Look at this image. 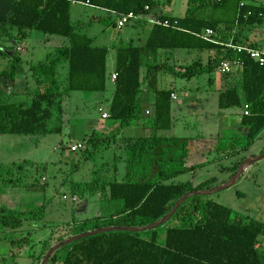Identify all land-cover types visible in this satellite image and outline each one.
Wrapping results in <instances>:
<instances>
[{
  "label": "trees",
  "instance_id": "1",
  "mask_svg": "<svg viewBox=\"0 0 264 264\" xmlns=\"http://www.w3.org/2000/svg\"><path fill=\"white\" fill-rule=\"evenodd\" d=\"M73 1H85L106 10V15L94 16L88 23L100 22L115 27L116 13L130 11L145 15L155 12L159 21L170 23V26L151 25L143 45L130 40L116 46L114 90L107 108V119L114 123V129L105 136L90 135L87 142L96 146L98 141L111 139L117 144L121 131L139 119L145 128L153 130V135L124 137L120 145L123 154L113 153L109 178L101 179L95 172L90 181L72 180L68 183L71 199L77 197L82 201L95 195L100 202L113 204V210L107 215L81 221L73 217L69 222L71 234L68 237L104 227H144L164 217L186 193L209 189L216 181L209 178L193 186L190 180H171L200 164L187 166L185 154L181 158L151 156L160 140L167 138L157 133L169 131L173 124L171 97L174 90L158 87L160 72L190 79L215 70L218 62L229 57L240 58L242 65L224 74L229 79L226 78L224 89L218 95V107L243 109L245 104L249 105V114L241 115V123L247 127L243 149L258 139L264 130V65L260 66L247 55L236 54L224 46L230 39L246 46L263 44L241 37L240 32L263 26L264 0H259L258 5L242 6L241 3L248 0H188L183 16L157 15L158 0H0V58L12 56L10 64L0 70L1 98L15 95V77L22 72L16 52L8 54L2 46L5 39H25L33 30L65 39L45 61L31 67L36 88L28 89L25 101L12 102L7 98L0 101V134L60 133L61 124L54 128L49 127L48 122L54 118V110L60 116L63 114V103L67 100L63 97L70 98L76 91L106 90L109 49L94 43L93 37L84 32L85 23L72 21L70 7ZM145 6H148L147 10ZM207 28L213 30L212 38L216 42L196 36ZM179 48L199 52L209 50L210 53L218 51L222 55L208 57L205 65H174L176 69L169 65L167 57L159 61V55ZM63 63L67 68L60 88L58 68ZM141 91L154 94L151 115L139 114ZM84 152L90 153L88 148ZM229 153L235 154V150ZM175 160L180 161V165L167 169L161 167L162 162ZM243 160L241 158L227 168L222 166L220 170L235 172ZM119 161H123L126 167L120 178L117 175ZM147 163L160 166L156 177L144 174ZM2 173L10 175L11 168L0 166ZM15 184L14 180L12 183L1 182L2 186ZM44 218L45 205L29 211L0 208V234L8 243L13 262L26 256L34 264L51 248L48 237L40 254L35 255L36 232L28 225ZM64 239L58 237L56 242ZM48 259L50 264H264V221L196 195L187 198L166 223L156 228L143 232L98 233L62 245Z\"/></svg>",
  "mask_w": 264,
  "mask_h": 264
},
{
  "label": "rangeland",
  "instance_id": "2",
  "mask_svg": "<svg viewBox=\"0 0 264 264\" xmlns=\"http://www.w3.org/2000/svg\"><path fill=\"white\" fill-rule=\"evenodd\" d=\"M158 1L165 3V13L177 16H181L183 10L188 6V0H169V2H167V0ZM70 12L72 21L85 23L84 32L93 37L94 43L97 45H107L109 37H125L126 32L132 31L133 29L131 28L132 26H126L121 31H117L112 25H104L100 22L88 23L92 17L97 15L104 16L105 14L100 13L99 10L81 7V5L75 3L71 5ZM140 28L143 30L144 27ZM141 30L139 33L140 36L142 35ZM240 36L243 38L249 37L250 39L264 43V24L262 27L253 28L252 30L245 29L240 32ZM45 37L46 36L41 32L33 31L24 41L15 42L16 44L21 43L22 45H26L29 49V52L23 54L22 58H29L31 56V50H34L33 56L36 57V60H42L53 44L58 47L64 43L63 41L55 39L56 36H49L52 38L51 42L45 39ZM206 52L208 51L204 50V53ZM204 53L200 56L194 53V55L187 62L183 61L182 64L187 66L196 59L198 60L194 63H196V65L201 64V59H206ZM220 55H222L221 52L215 51L211 52V55L208 57L217 58ZM166 57L168 60L174 58L173 53L170 52L168 54L159 55V61ZM107 59V71L111 72L112 65H109V61L115 60L114 48H109ZM204 62L205 65L207 61ZM168 63L174 67L175 63ZM7 64L8 63L5 62L2 66L0 64V66L4 68ZM215 67V70L195 75L190 80L177 77L171 73L163 74L167 77L168 82H166V80H158L159 88H175L178 100L182 102L193 101L196 105L195 108H197L198 111L200 109L205 110L203 111V115H205V118L203 119L201 118V113L197 114L199 115L198 119L196 118V115L193 116L192 114H187L186 112L179 114L178 117L174 119V122L177 123L175 131L172 130L173 133L171 131L170 134L176 133L180 136L201 137L202 134L200 132H203L205 137L217 136V131H212L209 126L217 121V118L214 117L212 112L216 109L218 110L217 94L220 91V87L211 85L209 78L220 76L221 80L225 75L218 72L219 62ZM159 75H161V73H159ZM163 75H161V77ZM64 76V65H61L59 67L58 76L60 88L62 87ZM28 77V84L31 85V83L34 82V78L32 75H28ZM111 93L112 85L110 82H107V89L104 93L76 91L72 92L70 98L63 97V99H67L64 100L63 103V114L60 116L59 112L54 110V118L48 122V126L54 128L61 124L60 133L47 135L0 134V166H7L11 168L12 171L10 175L4 173L0 174V181L2 183L3 181L12 183L13 180L16 182L14 186H2L0 182V208L29 211L41 205H45V218L39 220L36 224L31 223L28 226H33L36 232L34 236L35 255L38 256L40 254L43 243L46 239H48V237L49 240L47 243L51 246V248L48 249L45 254L43 253L38 261H34V264H50L48 261L49 257L47 259L45 257L46 254L53 249V247H55L58 243H61L56 242L57 238L62 237L65 238L64 240H67L73 237H68V235L71 234L69 222L72 221L73 217L78 221L93 219L97 216L107 215L111 210H113L112 203L100 202L96 199L97 197L95 195H91V197H88L87 200L82 201H79L77 197L76 200H72L70 195H68L69 181H90L96 173H98L101 179L109 178V175L112 174L111 168L113 164V153L116 152L117 154H123L120 146L114 145L111 142V139L108 141H98L97 146L91 144L86 145V142L82 141L84 148L79 147L76 151H72L70 149L71 146L77 145V143L81 142V139L85 136L81 137V134L83 132H87L89 129L88 126L91 127L92 125L96 128V125L100 123L104 126V130L106 129L103 136L112 132L114 126L112 128L111 125L114 123L106 118V120H102L100 118L101 112L97 109L98 101L102 99L103 101L100 103L103 104L102 106L104 107L107 99L111 97ZM83 96H89V101L85 102V99L82 98ZM100 97L102 98L99 99ZM6 98L7 97L5 96L2 98L0 97V101H4ZM7 99L12 102H19L25 101L27 98L25 95H13ZM143 107V103L138 106V109H141V113H143ZM109 125L111 127H109ZM203 125L207 128V131L204 130V128H201ZM231 130L227 129V127L221 128L219 130L220 138L223 137L222 140L226 141V144L232 145V143H235L239 146H243L246 141L240 136L235 138H224V135L228 136L230 132H236L234 129ZM97 132L98 130L96 129L94 136L99 134V132ZM263 132L264 131H262V133ZM262 133L260 135H262ZM84 138H86V136ZM229 138L233 139L230 140ZM227 140H229V143ZM255 142L256 145L249 148L248 153L253 152L257 155L260 153L262 154V152L264 153V149H262L260 153L257 151L260 147V140ZM168 144L173 145V142ZM85 145L88 147L90 152L89 155L87 152H84L85 150L87 151ZM176 146L177 147L174 151H171L172 155L168 151L170 149L166 148V146L162 151V156L181 158V151H187H184L186 145L184 142H179ZM157 153L158 152L153 153L151 156H157ZM179 153L180 155H178ZM213 154L214 153L208 157H211ZM202 156H193L192 160L196 162L204 161L207 154L204 153ZM231 159L232 158L229 157L223 158L222 161H218V159H216L214 162H209L204 167L197 168L194 172V177L198 179L201 178L202 180L215 178L216 181L211 188L219 186L221 183L224 184L229 181L227 176L229 169L223 171L217 169L218 167L229 166V164H231ZM179 162L180 161L176 160L172 162L165 161L162 162L161 167L164 169H167V167L174 168L180 165ZM211 163H213V165ZM220 172H223V174ZM182 175L184 176L179 177L182 180H186L191 177L190 172ZM217 181L218 184H216ZM205 197L213 199L214 201L229 207L234 212H239L264 221V157L247 166L246 170L242 172L239 179L234 184L218 191L217 193H213ZM27 222L28 221H26V224H28ZM0 264H33V260L26 256H22L17 258L16 262H13V258L9 254L8 243L4 241L1 233Z\"/></svg>",
  "mask_w": 264,
  "mask_h": 264
},
{
  "label": "crops",
  "instance_id": "3",
  "mask_svg": "<svg viewBox=\"0 0 264 264\" xmlns=\"http://www.w3.org/2000/svg\"><path fill=\"white\" fill-rule=\"evenodd\" d=\"M167 2H169V0H167ZM73 3L81 5V7H88V8H91V9L99 10L100 13H104L105 15L107 14L106 10H104V9H100V8H96V7H93V6L85 5L82 2L81 3L80 2H71V5ZM165 7H166L165 3H163V2L161 3V2L158 1V7L156 9L157 15L158 14H164V15L177 16V15L165 13V11H164ZM186 8L183 10V13H182L181 16H183V14L185 13ZM70 9H71V7H70ZM154 13L155 12L148 14L147 17H145L144 19L139 21L140 23L134 22V23L128 25L130 27L132 26L131 28H133L134 30L132 29V31L126 32V36L125 37H118V36L116 38L109 37V42L105 46H107L108 49L109 48L110 49H113V48L116 49V46L120 42L127 43L130 40H133L134 42H136V43H138L140 45H143L144 41H145V38L147 36V33H148L149 29H150V26L152 25V24H150L148 22V20L151 19V18H155L156 17V15ZM70 14H71V12H70ZM140 27H144L143 30H141ZM114 29L117 30V31H121V30L116 29V27H114ZM140 30L142 31V35L141 36L139 35ZM33 31H35V30H33ZM33 31H31V32H33ZM31 32H29L27 34L25 39H27L29 37ZM42 34H44V33H42ZM44 35L46 36L45 39H47L49 42H51L52 38H50L46 34H44ZM25 39H13V40L12 39H5L2 42V46L6 49L5 51L8 54H11V52L15 51L16 52V56L19 57V59H20L22 72L20 74L16 75V77H15V86H14V94L17 95V96L18 95H25L26 96L28 89L32 90L33 88H36L34 82H32L31 85L28 84V82H29L28 75L31 76V73H32L31 67L33 65L41 62V61H45V59L47 58V55L49 53H52L54 51L55 47H56L53 44L51 46V48H49V51H47L46 56L42 60H38V59L36 60V57L33 56L34 50H31V56L29 58H25V57L22 58V55L28 53L29 49L26 47V45H22L21 43L16 44L15 42L24 41ZM55 39L60 40V41H65V39L63 37H59V36H56ZM207 51L208 52L204 53V51L199 52V51H195V50L188 51L186 49H180V48L179 49H175V50L172 51L174 58L173 59L172 58L169 59L168 62H173V64L175 63L174 65H176V66H184L182 64V62L183 61L187 62L194 55V53L196 55H199V56L202 53H204V55L206 56V59L205 60H204V58H203V60L201 59V62H202L201 64H204L205 63L204 61H208V56L211 54L209 52V50H207ZM11 58H12V56L0 58L1 66L5 62L8 63L7 64V66H8L10 64V62H11ZM196 60H198V59H196ZM196 60H194L189 65L193 64ZM62 65H64V73H66L67 65L65 63H63ZM109 65H112V71L111 72L107 71V74H108L109 79H110V80L108 79L107 82L108 83L110 82L111 85H112L111 97L107 99L106 105L104 107L102 106L103 104L100 103L101 101H103L101 99L102 97L99 98L101 100L98 101V104H97V107H98L97 109H98L99 112H101L100 118L102 120H106L107 119V118L106 119L102 118V113H107V108H108V105H109L110 100L112 98L113 90H114V80L112 78V74H114L115 60L114 61L110 60L109 61ZM7 66H5V67H7ZM107 67H108V59H107V62H106V70H107ZM2 69L3 68L1 67L0 70H2ZM144 71H145V67L143 66L142 67V73H144ZM58 74H59V68H58ZM161 75H163V74L161 73ZM161 75L158 74V80H160V81L166 80V82H168L167 81V77H165L164 75L161 77ZM226 78H227V80L229 79L228 77H226V76L224 77L223 76L222 79L220 80V76H218V77L214 76L212 78H209V80H210L209 82H210L211 85H216V86L220 87L219 88V90H220L219 93H220L224 89V85H225V83L227 81ZM106 89H107V86H106ZM170 89L174 90V92L172 93V97H171V117H172V123L173 124H172V128L169 131H160V132L157 133L158 135H161V136H167V138L160 140L159 145L154 150V153L158 152L157 153L158 155L154 156V158H166V157L162 156V153H163L162 151H163V149L166 146H167L166 148L170 149L168 151L172 155L171 151H174V149L177 147L176 145L179 142H184L185 145H186L185 146L186 148L184 149V151L185 150H187V151H185V152L181 151V156L183 154H185V162H186L187 166L190 167L192 165L200 164V166H198L197 168H202L205 165H207L209 162L216 161V159H218V161H222L223 158L231 157L232 158L231 159V164H229V166L225 165L226 168H227V167H230L234 162L240 160L241 158H243L245 160L247 158L258 156L257 154H255L253 152H249L248 153L249 148H251L252 146L256 145L255 141L260 140V143H259L260 147L257 149V151H259V153H260V151L262 149H264V132L262 133V135L259 136L258 139L254 140L253 143L249 147L244 148V149H243V147L245 146V144L243 146H239L238 144L232 143V145H233L232 146L230 144H226V141L222 140L223 137L220 138L219 130L221 128H224V127H227V129H230V130L234 129L237 132V133L236 132L235 133L230 132L228 136L224 135V138L225 137H233V138H235V137H238V136L244 138L246 133H247V127L244 126L241 123V117H242L241 115L243 114V109L238 108V107H233V108H229V109H219L218 101H217L218 110L216 109L215 111L212 112L214 114V117L217 118V121L215 123H213L211 126H209V127H211L210 129L212 131H215V130L217 131L218 134H217L216 137H214V136L205 137L203 132H200L202 134L201 137H198V136L197 137L180 136V135H177L176 133L175 134H170V132L172 130L175 131V127H176V124H177L176 122H174V119H176L178 117V115L182 114L183 112H186L187 114H192L193 116L196 115L197 119H198V116H199L197 114L201 113V116H202L201 118L202 119L205 118V115H203V111H205L204 109H200L198 111V109L195 108L196 105L194 104L193 101L182 102V101L178 100L177 92H176L175 88H170ZM186 89H187V87H186ZM97 93H99V92H97ZM100 93H104V91L100 92ZM219 93L217 95H219ZM82 98L85 99L84 100L85 102L89 101V96H83ZM173 101H175V102H173ZM141 103H143V105H144L143 113H141V109L139 108L138 109L139 114L140 115H143V114L151 115L153 113V110H154V94L152 92L141 91V93H140V103L139 104H141ZM111 126L113 128L114 124L111 125ZM111 126L109 125V127H111ZM88 128L89 129L87 130V132H83L81 134L82 135L81 137H83L84 135L86 136V138H84L85 137L84 136L81 139V141L86 142V145L88 144L87 140L89 139L90 135H94V133H96V129L98 130L99 134L97 136H95V137H99V135L102 136L104 134V132H106L105 131L106 129L104 130V126L101 125L100 123H98L96 125V128H94V126H92V125H91V127L88 126ZM201 128H204V130L207 131V128H205L204 125ZM92 129H93V131H92ZM168 132H169V134H168ZM172 133H173V131H172ZM141 135L152 136L153 135V130L145 128L143 126L142 120L139 119L134 124L124 128L121 131L120 135L118 136V142H117V144H114V145H119V146L122 145L124 137H127V136H141ZM233 138H229V139L232 140ZM228 141L229 140H227V142ZM170 142H173V145H169L168 143H170ZM86 145H85V148H88V147H86ZM170 146H172V147H170ZM208 146H209V148H208ZM232 149L235 150V154H230L229 153ZM212 150H214V151H212ZM204 153L207 154V156H205V160L204 161L196 162V161L192 160L193 156H197V157L198 156H202V155H204ZM212 153H214V154L211 157H208ZM178 155H180V153ZM202 157H204V156H202ZM211 164L213 165V163H211ZM117 165L119 167L117 175H118V178H120L126 172V167H125V163L123 161H119ZM144 168H145L144 169V172H145L144 174L150 175L151 177H156L158 175V173H159V170H160V166H158L157 163H147ZM197 168H195L193 170H190V171H187V172H184V173H188V172L191 173V177L187 178L186 180H182L181 178H179L181 176H184V175H182L184 173L178 174L176 177H174L171 180H174V181H187V180H190L192 182L193 186H196L200 182L204 181L201 178L198 179V178L194 177L195 176L194 172H195V170ZM220 168L218 167L217 170H220ZM220 173L223 174V172H220ZM233 175H234V172H232V171H229L227 173V176H228L229 179ZM171 180H169V181H171ZM216 184H218V181H217ZM221 185H222V183H221Z\"/></svg>",
  "mask_w": 264,
  "mask_h": 264
},
{
  "label": "built area",
  "instance_id": "4",
  "mask_svg": "<svg viewBox=\"0 0 264 264\" xmlns=\"http://www.w3.org/2000/svg\"><path fill=\"white\" fill-rule=\"evenodd\" d=\"M73 2H80V3L82 2L85 5L92 6L85 1H73ZM245 4L258 5L259 0L243 1L241 3V6L245 5ZM144 9L147 10L148 6H145ZM145 17H147V15L136 14L132 11L126 12V13H116V25H115V27L118 30H122L124 27H126V26H128L134 22H137L139 20H142ZM148 22L152 25L153 24H160L163 26H170V23L167 20L161 22L156 17L149 19ZM173 27L176 28V23H174ZM213 34H214L213 30L210 28H207L204 31H202L201 33H197L196 36H198L204 40H207V41L216 42V40H214L212 38ZM224 46L227 49H232L236 54L247 55L250 59H252L254 62H256L260 66L264 65V43L260 44L258 46H246V45L234 43L233 39H230L228 42L224 43ZM241 65H242V61L240 58L229 57L225 60H222L219 63L218 70L222 74H228L232 70H234L235 68L240 67ZM115 76H116L115 73L112 74L113 80L115 79ZM248 114H249V105L245 104L243 106V115H248ZM107 117H108L107 113H102V118H107ZM79 147H83L82 141L80 143H77V145L71 146L70 149L72 151H76L77 148H79ZM72 200H76V197H73Z\"/></svg>",
  "mask_w": 264,
  "mask_h": 264
},
{
  "label": "water",
  "instance_id": "5",
  "mask_svg": "<svg viewBox=\"0 0 264 264\" xmlns=\"http://www.w3.org/2000/svg\"><path fill=\"white\" fill-rule=\"evenodd\" d=\"M264 157V153H262L261 155H258L256 157H251V158H247L245 160L242 161V163L238 166V168L236 169V172L234 173V175L229 179V181H227L226 183L216 186L214 188H210L209 190L204 189V190H197V191H192L189 193H186L185 195H183L182 197H180L175 204L173 205V207L171 208V210L161 219L157 220L154 223H151L147 226L144 227H104L101 229H97V230H93L87 233H83V234H79V235H75L67 240L62 241L61 243H58L55 247H53V249H51L47 254H46V259L50 256V254L55 251L57 248L61 247L62 245L71 243L75 240L81 239V238H85L88 236H92L98 233H102V232H108V231H130V232H142V231H147L153 228L158 227L159 225L167 222L170 217L174 214V212L177 210V208L189 197L192 196H207L213 193H217L220 190H223L229 186H231L232 184H234L237 179L240 177V175L242 174V172L247 168V166H249L251 163L256 162L257 160H260L261 158ZM44 264V263H43Z\"/></svg>",
  "mask_w": 264,
  "mask_h": 264
}]
</instances>
